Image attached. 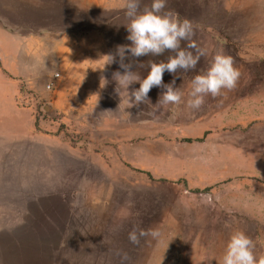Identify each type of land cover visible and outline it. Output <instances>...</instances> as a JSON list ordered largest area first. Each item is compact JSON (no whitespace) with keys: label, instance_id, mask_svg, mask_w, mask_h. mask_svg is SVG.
Masks as SVG:
<instances>
[{"label":"rangeland","instance_id":"obj_1","mask_svg":"<svg viewBox=\"0 0 264 264\" xmlns=\"http://www.w3.org/2000/svg\"><path fill=\"white\" fill-rule=\"evenodd\" d=\"M126 3L0 0V35H43L23 43L29 50L52 49V37L69 31L102 36L115 57L95 83H68L49 50L40 68L60 74L58 89L18 85L21 112L0 121V264H121L124 253V264H220L237 230L264 254V0H167L166 10L192 22L207 55L194 69L164 72L162 85L175 81L181 103L158 110L163 86L150 89V103L119 106L113 74L124 71L117 46L131 43ZM150 4L142 0L140 9ZM17 45L0 43L6 81ZM219 49L239 69L237 85L192 109L191 81ZM169 55L126 52L123 62L143 79L149 60ZM205 193L212 205L201 202ZM134 225L160 235L133 245Z\"/></svg>","mask_w":264,"mask_h":264},{"label":"clouds","instance_id":"obj_2","mask_svg":"<svg viewBox=\"0 0 264 264\" xmlns=\"http://www.w3.org/2000/svg\"><path fill=\"white\" fill-rule=\"evenodd\" d=\"M141 2L142 0H127L125 16L129 23L125 26L128 33L126 39L131 43L117 46L116 54L120 57V68L124 71L115 72L113 78L117 84L116 92L121 98L119 106L123 104L127 109L145 101L149 102L147 94L150 89L163 86L164 91L157 104L152 106L158 110L161 106L181 103V93L174 88L175 81L162 85L164 72L172 74L176 73L177 69L184 71L194 69L200 58L207 55V49L197 47L193 39L195 29L190 20L181 19L173 10H166L167 0H151L150 6L146 5L143 10L140 9ZM182 41L186 42L184 47H181ZM166 50L174 55H169L166 62L149 60L147 67L150 71L143 79L131 70L132 64L123 62L126 52L132 57L139 58L149 54L159 57ZM103 58L108 61L105 65L115 61L111 54L104 55ZM139 66L144 67L142 63ZM240 75L239 69L234 67L233 58L225 54L223 49H219L212 56L204 73L192 79L187 106L199 109L209 94L215 98L222 95V90H233ZM135 83H139V88H131L130 91V86ZM184 195L191 194L185 190ZM200 200L212 205V194H202ZM159 235L158 229L145 230L134 225L128 233V240L137 245L140 237L151 236L155 239ZM253 249L252 240L244 232L237 230L230 235L220 264H264V254L256 256ZM127 259V254H122L121 264Z\"/></svg>","mask_w":264,"mask_h":264},{"label":"crops","instance_id":"obj_3","mask_svg":"<svg viewBox=\"0 0 264 264\" xmlns=\"http://www.w3.org/2000/svg\"><path fill=\"white\" fill-rule=\"evenodd\" d=\"M56 34L57 37H52L54 38L52 49L42 48L35 51L27 49L23 43L37 40L43 36L41 33L28 31L27 34L16 36L12 34L0 35V43L6 40L18 42L16 72L8 71V69L6 71L12 75L9 81H6L4 67L0 65V121L11 120L13 122L15 117L20 114L21 110H18L15 105V95L19 93V84L24 83L26 88H33L36 92L43 89L45 81H48L46 84L53 81L52 88L60 85L58 84L59 73H55L58 74V77L54 79V75L50 76L48 70L45 69L42 72L40 68L39 59L44 54H48L49 50L55 54L62 75H65L66 80L62 79V82L92 84L107 72L109 67L107 64L105 65L107 63L106 58H103L106 55V46L102 36L80 37L71 34L69 31H59ZM42 73L44 76H39V74L43 75ZM53 100L56 105L60 104L59 98H53Z\"/></svg>","mask_w":264,"mask_h":264},{"label":"built area","instance_id":"obj_4","mask_svg":"<svg viewBox=\"0 0 264 264\" xmlns=\"http://www.w3.org/2000/svg\"><path fill=\"white\" fill-rule=\"evenodd\" d=\"M58 77V74H54V79H56ZM53 86V81H51L50 83L47 84V88H51Z\"/></svg>","mask_w":264,"mask_h":264},{"label":"trees","instance_id":"obj_5","mask_svg":"<svg viewBox=\"0 0 264 264\" xmlns=\"http://www.w3.org/2000/svg\"><path fill=\"white\" fill-rule=\"evenodd\" d=\"M206 190H207V189H206ZM206 190H205V191H206Z\"/></svg>","mask_w":264,"mask_h":264},{"label":"water","instance_id":"obj_6","mask_svg":"<svg viewBox=\"0 0 264 264\" xmlns=\"http://www.w3.org/2000/svg\"><path fill=\"white\" fill-rule=\"evenodd\" d=\"M47 111H49V110H47Z\"/></svg>","mask_w":264,"mask_h":264}]
</instances>
